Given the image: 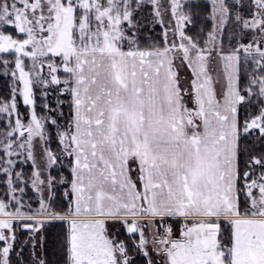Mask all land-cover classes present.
<instances>
[{
  "label": "snow or ice",
  "instance_id": "snow-or-ice-1",
  "mask_svg": "<svg viewBox=\"0 0 264 264\" xmlns=\"http://www.w3.org/2000/svg\"><path fill=\"white\" fill-rule=\"evenodd\" d=\"M0 264H264V0H0Z\"/></svg>",
  "mask_w": 264,
  "mask_h": 264
}]
</instances>
